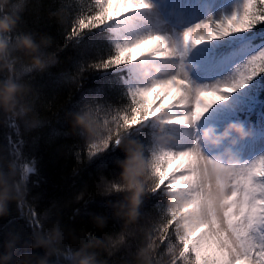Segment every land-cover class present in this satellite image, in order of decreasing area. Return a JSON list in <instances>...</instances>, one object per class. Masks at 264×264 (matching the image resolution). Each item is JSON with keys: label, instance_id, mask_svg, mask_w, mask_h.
<instances>
[{"label": "clouds", "instance_id": "clouds-1", "mask_svg": "<svg viewBox=\"0 0 264 264\" xmlns=\"http://www.w3.org/2000/svg\"><path fill=\"white\" fill-rule=\"evenodd\" d=\"M27 4L28 0H0V123H11L17 131L22 126L25 132L31 133L47 120L37 108L40 91L32 81L61 63L59 53L63 49L57 46L48 51L55 44L51 35H40L37 40L33 33L19 31ZM109 4L110 0H60L59 7L50 16L59 27L70 25L71 37L85 40L96 29H119L123 21L136 13L115 16L106 13L102 22L93 20L92 28L85 30L82 22L97 16ZM233 14L234 10L230 15L213 19L220 25L218 31L224 28H228L230 34L234 28L242 31L237 28L239 18L232 25L227 24L226 18ZM142 36L130 42L114 40L109 49L103 53L96 52L95 59L86 61L81 68L96 67V61L102 64L103 57L115 52L120 44L135 43ZM179 46L180 41L169 39L165 48L144 51L135 59L129 57L122 61V65L131 72V82L118 92L117 104L85 96L81 98L80 109L68 114V134L83 140L88 160L105 154L109 149H119L124 153L123 159L114 161L118 171L111 176L101 173L94 181V190L99 195L119 197L110 205L112 218L121 224L118 232L105 231L107 216L93 217V227L100 231L99 236L94 230H77L65 225L57 202L36 213L37 201L29 200L28 189V172L32 168L14 157L9 160L12 150L0 148V217L10 214L11 203H16L18 213L27 209L24 216L32 227V243L26 246L33 250L17 256V235L4 244L0 264H194L191 254L185 253V242L181 239L189 227H203L209 231L223 228L233 238V245H238L240 236L246 234L264 254V217L256 228H251L250 234V226L241 233L236 221L243 223V216L234 217L232 208H226L232 200L230 192L250 163L240 146L256 135L251 125L234 120L221 130L212 124L201 127L202 120L191 122L187 129L192 134L190 144L195 166L193 183L189 184L184 180L188 169L180 166L188 163L187 158L180 162L165 160L157 169V158L162 152L172 150L176 143L167 130L173 125L163 121L194 112L197 106L203 117L211 106L210 101L205 100L194 87L177 88L174 83L167 95L157 92L152 99L151 108H160L162 115L146 123L138 122V126L123 122L125 115L131 117L136 111L131 97L137 89L150 87L162 78L182 77L191 71L192 66L186 59L163 58L165 55H177ZM242 67L246 72L248 65L243 63ZM79 74L71 77L69 82L75 83ZM243 75L236 73L229 79L235 82ZM223 91H235V88L217 89L218 94ZM153 92L138 97L139 102L149 108L147 97ZM170 103L178 107L163 111V106ZM151 197L159 200L154 205V214L144 211L145 202ZM83 198L84 193L81 192L74 202L79 203ZM146 217H151L150 226L142 223ZM204 234L201 232L202 236ZM36 249H43L44 254L37 255ZM118 254H121L120 258H117Z\"/></svg>", "mask_w": 264, "mask_h": 264}, {"label": "trees", "instance_id": "trees-1", "mask_svg": "<svg viewBox=\"0 0 264 264\" xmlns=\"http://www.w3.org/2000/svg\"><path fill=\"white\" fill-rule=\"evenodd\" d=\"M59 5L60 0H28L19 24V31L31 32L37 40L40 35H51L55 44L48 51L57 46L63 49L59 53L61 63L44 75H37L32 81L40 91L37 108L47 120L41 128L31 133L25 132L22 126L17 131V127L11 123H0V148L12 150L9 160L14 157L34 169L28 172V189L29 200L37 201L36 213L49 209L57 202L65 225H71L77 230H94L99 236L100 231L93 227V217L107 216L109 220L105 231L118 232L121 224L112 218L110 205L119 197L99 195L94 190V181L99 179L101 173L111 176L114 171H118L114 161L117 158L123 159L124 153L119 149H110L105 154L88 160L83 140L79 136L68 134V114L80 109L81 98L85 96H95L100 102L117 104V94L127 84V73L125 66H121L101 76L85 66L81 74V66L88 60H94L96 52L103 53L109 49L115 38L103 27L93 30L85 40L77 43V38L70 36L71 26L59 27L50 16ZM252 34H264V24L258 25ZM261 37L263 38H257L256 41L264 40V35ZM77 73L80 74L76 82H69ZM254 84L259 90L262 103L259 114H262L264 121V75L258 77ZM259 119L262 118L257 117L258 125L263 123ZM4 171H7L6 166ZM81 192L84 193L83 200L75 203L76 195ZM157 203L158 198L151 197L145 202L144 211L154 214V205ZM9 209L7 217H0V254L4 252V244L17 235L19 242L16 245V255L32 252L26 246L32 243V227L24 216L27 209L18 213L16 203H11ZM150 220L151 217H146L142 223L150 226ZM35 253L40 256L44 254L43 249H36ZM120 257L121 254H118L117 258Z\"/></svg>", "mask_w": 264, "mask_h": 264}, {"label": "rangeland", "instance_id": "rangeland-1", "mask_svg": "<svg viewBox=\"0 0 264 264\" xmlns=\"http://www.w3.org/2000/svg\"><path fill=\"white\" fill-rule=\"evenodd\" d=\"M241 2L242 0H197V3L194 4L193 0H148L151 7L137 11L130 16L125 21L124 28L120 27L116 30L109 27L105 28L117 41L127 40L130 42L134 38L149 33L160 34L170 40L179 41L185 29L210 17L219 19L223 15H230ZM124 7L123 4L119 6L114 4L110 8V14L123 11ZM208 12L209 15H206ZM156 13H158V16L162 15V18H158ZM194 13H196V16L190 18ZM181 21L184 22L180 24ZM191 22L194 23L189 24ZM157 28L158 31L161 29V32L156 31ZM254 29L247 32L232 33L223 38L190 47L189 52L194 59L193 64L188 62L192 66L190 71L192 79L197 84H205L223 81L233 74L238 65L243 64L249 56L253 55L259 48L264 47V40L256 41V38H263L258 36L264 34L253 35ZM148 47L149 45H142L133 50L131 53L133 59L146 51ZM125 71L128 84L131 82V72L127 66H125ZM255 81L257 79L245 89L232 94L229 101L216 106L208 113L213 119L211 122L213 125L239 120L243 121L246 126L251 125L255 129L256 135L254 138L240 146L244 157L247 159H251L254 154L264 151V126L260 131L254 119L260 108H262L259 90L254 84ZM157 92L163 94L161 90H155L152 96L147 97L149 109ZM204 99L214 102L218 101L219 97L206 96ZM167 130L175 138V146H183L182 142L185 139H187V145L192 141V134L186 127L173 125L169 126ZM192 176L193 173L189 167L184 178L185 182L193 183ZM196 191L200 190L196 189ZM247 191L248 187L243 178H238L235 187L230 192L232 200L226 205V208H232L234 217L243 216V223L236 221L239 230L243 233L245 227L250 226V234L251 228H256L261 217H264V212H258L254 216L251 215L250 206L245 207V205H248V201L245 200ZM201 232L205 234L202 236ZM201 232L192 238L193 244H185V253H190L192 260H194L195 255L192 251L193 246L203 247L212 259L216 258L217 251H222L226 257V262H230V264H261V261L264 260L259 245L255 241L249 240L246 234L240 236L238 245H233V238L223 228H215L209 231L202 227ZM194 263L196 264L195 260Z\"/></svg>", "mask_w": 264, "mask_h": 264}, {"label": "snow or ice", "instance_id": "snow-or-ice-1", "mask_svg": "<svg viewBox=\"0 0 264 264\" xmlns=\"http://www.w3.org/2000/svg\"><path fill=\"white\" fill-rule=\"evenodd\" d=\"M114 4L116 6L123 4L125 7L123 11L110 14L113 16L121 13L126 14L129 12H137L151 7L148 0H110L109 6L99 12L97 16L92 17L91 19H86L82 22L85 30L92 28L93 20L102 22L105 14L110 13V8ZM237 18H239L240 21L237 28L242 29V31H237L236 28H234L231 30V34L236 32H247L256 28L260 24H264V0H243L242 5L235 8L234 14L231 17L226 18L227 24L232 25L233 21ZM219 27L220 25L218 23H216L212 18H209L185 29L180 36V46L176 49L177 55H165L163 58L185 60L190 47H196L205 42H210L212 40L230 35L228 28L218 31ZM76 38L77 43L83 41L79 37ZM167 41H169V39L163 35L149 33L143 35L135 43L120 44L116 48L115 52L103 57L102 64L100 61H96V67L88 68L86 66V68L90 71L100 73L101 76H105L109 72L115 71L123 66L122 61L127 60L129 57L133 59L131 53L139 46L149 45L146 51L151 52L154 49L165 48ZM244 64L248 65L246 72L242 67V64L238 65L234 69L233 74L226 77L223 81L197 84L192 79L189 72L187 75L182 77H173L169 79L162 78L154 82L150 87L145 86L137 89L131 97V103L134 104L136 111L132 112L131 117L125 115L123 117V122L126 125L138 126V122L146 123L147 120L156 119L162 115L160 108L153 107L149 109L145 106V104L139 102L138 97H143L149 91L155 90H161L163 93L162 95H167L169 91L172 90L174 83L177 88L194 87L195 90L203 97L218 96L219 100L211 102V106L208 107V110L205 113L206 115L216 106L229 101L232 94L239 92L241 89H245L258 77L264 75V47L259 48L258 51L249 56ZM84 70L85 67L80 68L79 71L82 74ZM236 73H244V75L239 80H235L234 82L233 80H230L229 77H235ZM233 87L235 88V91H223L219 92V94L217 92L218 88L230 89ZM177 107L178 105L170 103L169 105L163 106V111H171ZM199 113L200 109L199 106H197L196 111L183 113L179 115L178 118L174 117L171 119H165L163 123L187 128L191 126V122L200 121L205 117V115L202 117ZM21 143L23 142L21 141ZM77 156L79 157V153H77ZM193 157L194 151L191 150V144L185 146H174L172 150L162 152V154L157 158V169L159 170L161 164L165 160H176L177 162H180L185 158L188 159V163L181 164L180 166L185 169H188L189 167H193L194 169L195 160ZM33 164H35V161H33ZM241 177L248 187V191L245 194V200L248 201V205H245V207L250 206V213L253 216L258 212H264V151L258 152L251 157L250 163L241 174ZM77 211L79 210L77 209ZM201 231L202 227H189L186 234L181 239L185 242V244H193L192 238L196 237ZM192 251L195 253L194 260L196 264H230V262H226V257L223 255L222 251H217L215 259L208 256L203 247L193 246ZM261 264H264V260L261 261Z\"/></svg>", "mask_w": 264, "mask_h": 264}, {"label": "bare ground", "instance_id": "bare-ground-1", "mask_svg": "<svg viewBox=\"0 0 264 264\" xmlns=\"http://www.w3.org/2000/svg\"><path fill=\"white\" fill-rule=\"evenodd\" d=\"M193 3L194 4H196L197 3V0H193ZM193 10V9H192ZM208 10H209V7H208ZM135 14V13H134ZM157 14V17L159 18H162V15L161 16H158V13H156ZM206 15H209V12L206 14ZM211 15V14H210ZM195 17L196 16V13H194L190 18H192V17ZM182 17V16H181ZM197 19V18H196ZM195 19V20H196ZM176 21V20H175ZM184 22V21H183ZM179 23H182V21L181 22H179ZM192 23H194V22H191V23H189V24H192ZM189 24H186V25H189ZM124 26H125V21H123L122 23H121V28L123 27L124 28ZM185 26V25H184ZM161 28H164V27H161ZM156 31H158V28H157V30ZM158 32H161V29H159V31ZM193 61H194V59L191 57V54H190V52L188 51V53H187V56H186V62L188 63H191V64H193ZM188 63V64H189ZM212 117H210L208 114H206L205 115V117L202 119V122H201V127H204V126H207V125H209V124H212L211 122H212ZM227 123H221V124H219V125H215V126H217L219 129H221L222 130V128L226 125ZM213 125V124H212ZM187 139H185V141L184 142H182V144H183V146H185V145H187ZM181 144V145H182ZM191 168V171H192V173H193V167H190Z\"/></svg>", "mask_w": 264, "mask_h": 264}]
</instances>
